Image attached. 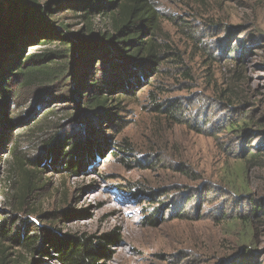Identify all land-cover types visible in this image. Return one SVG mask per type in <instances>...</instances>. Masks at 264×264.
I'll return each instance as SVG.
<instances>
[{
    "label": "rangeland",
    "instance_id": "obj_1",
    "mask_svg": "<svg viewBox=\"0 0 264 264\" xmlns=\"http://www.w3.org/2000/svg\"><path fill=\"white\" fill-rule=\"evenodd\" d=\"M79 1L51 7L71 37L83 33V12L69 5ZM146 1L157 20L143 37L159 60L130 93L106 91L103 110L86 104L87 80L69 58L11 75L0 108L6 264H59L53 248L19 241L40 226L95 243L116 232L99 264H234L245 255L264 264V208H255L264 205V0ZM94 22L110 32L106 17ZM95 37L78 40L101 43ZM58 47L28 42L21 59ZM113 57H98L89 78H114ZM92 129L76 174L46 160L55 137L67 149Z\"/></svg>",
    "mask_w": 264,
    "mask_h": 264
},
{
    "label": "trees",
    "instance_id": "obj_2",
    "mask_svg": "<svg viewBox=\"0 0 264 264\" xmlns=\"http://www.w3.org/2000/svg\"><path fill=\"white\" fill-rule=\"evenodd\" d=\"M54 2L55 5H60L58 0L48 1L44 5L38 4L36 0L0 1V38L6 36L0 42V96L5 98L0 101V108L6 106L5 102L10 94L7 88L8 82L14 71L22 75L32 74L40 70L43 65L58 60L68 58L73 60V65L77 66L74 68V73L79 74V79L87 80L86 85L82 87L88 90L86 104L91 110H103L109 104L106 91L120 88L130 93L128 87L132 85L131 81L139 82L140 73L146 75L148 70H155L153 67L159 60L155 50L156 44L143 37L149 30H154L157 20L156 11L148 1L81 0L69 4L83 12L80 18L85 24L81 34L88 36L95 33V38L101 40V43L95 40L91 44H87V41H79L81 34L71 37L69 33L63 31L64 25L56 26V21L50 18ZM96 16L106 17L110 24V32L101 33L95 30ZM43 40L44 43H56L59 47L41 54H32L29 59H21V52L28 42ZM76 41H78L77 45ZM7 49L9 53H6ZM112 55L114 57L110 65L114 71L116 70L117 75H114V78L96 75L89 78L88 70L97 63L99 60L97 58L103 57L106 60ZM26 65L35 67L27 68ZM5 113L6 110L0 113V122L4 124L7 119ZM90 132H87L85 139L79 142H69L67 149H63L59 137H55L54 141H48L49 153L46 155V160H54V164L76 174L77 169L87 162V152L84 151L91 142L93 129ZM27 182L25 178L23 184L29 187ZM260 207L264 208V205L256 206L257 212L262 209ZM35 230H38L39 234L34 236L23 234L19 241L33 251L40 241L43 246L42 253H48V247L53 248L57 253L59 264H99L101 257L107 256L110 251L108 245L119 241L116 232L104 234L95 243L84 236L79 238L63 236L56 228L40 226ZM0 234L4 236L5 228L1 229ZM250 258L252 257L245 255L234 264H246L248 262L246 260ZM4 259L1 258L0 264H6Z\"/></svg>",
    "mask_w": 264,
    "mask_h": 264
}]
</instances>
